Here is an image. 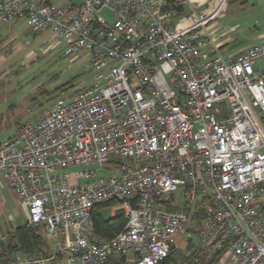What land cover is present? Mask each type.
I'll list each match as a JSON object with an SVG mask.
<instances>
[{
    "label": "built area",
    "instance_id": "1",
    "mask_svg": "<svg viewBox=\"0 0 264 264\" xmlns=\"http://www.w3.org/2000/svg\"><path fill=\"white\" fill-rule=\"evenodd\" d=\"M224 1L186 16L188 0H0V22L50 31L93 72L0 142V183L49 247L6 264H177L185 236L192 264H264V39L225 58L207 34ZM104 205L125 220L111 237Z\"/></svg>",
    "mask_w": 264,
    "mask_h": 264
},
{
    "label": "rangeland",
    "instance_id": "2",
    "mask_svg": "<svg viewBox=\"0 0 264 264\" xmlns=\"http://www.w3.org/2000/svg\"><path fill=\"white\" fill-rule=\"evenodd\" d=\"M53 1L57 3L60 0ZM238 1L226 0L224 14H230L238 6ZM102 13L110 18V13L106 10ZM217 18L220 19L221 16ZM177 20L176 22L179 21ZM53 42L50 31L33 32L25 18L8 23L0 22V142L16 135L23 124L39 120L43 112L58 99L67 98L76 90L92 83L93 72L84 64L86 58L82 55L74 60L64 58L61 55L62 47H52ZM68 83L70 84L64 87ZM117 157V154L111 155V158ZM93 168L99 166L95 165ZM77 169L74 167L71 171ZM115 173L117 172L113 168H99L97 178ZM1 198V234L8 235L17 227L16 222H27V213L10 188L1 190ZM102 216L105 219L113 217L111 205L103 208ZM183 239L185 241L172 253L170 260L177 264H192L184 255L178 256L179 250L189 248L186 236ZM121 263L133 264L126 258Z\"/></svg>",
    "mask_w": 264,
    "mask_h": 264
},
{
    "label": "crops",
    "instance_id": "3",
    "mask_svg": "<svg viewBox=\"0 0 264 264\" xmlns=\"http://www.w3.org/2000/svg\"><path fill=\"white\" fill-rule=\"evenodd\" d=\"M216 2L218 0H188L182 10L186 16H191L192 13L201 14L204 9ZM225 3L226 0L219 15L221 18H217L208 26L207 34L213 39L212 44L219 47L221 54L225 58H230L264 39V0H239L238 6L227 15L223 12ZM257 66L264 70L262 62H258ZM5 187L8 186L3 182L0 183V203H2L1 190ZM27 222L20 224L18 221L15 224L18 227ZM2 232L0 227V233Z\"/></svg>",
    "mask_w": 264,
    "mask_h": 264
},
{
    "label": "trees",
    "instance_id": "4",
    "mask_svg": "<svg viewBox=\"0 0 264 264\" xmlns=\"http://www.w3.org/2000/svg\"><path fill=\"white\" fill-rule=\"evenodd\" d=\"M69 84L70 83L66 84L64 87L68 86ZM104 207L106 206L104 205L94 208L93 219L97 232L104 237H111L117 234L124 227L125 220L119 217H111L109 219H105L102 216V210ZM204 215L205 213L202 209V204L197 203L194 207V222L192 226L188 228L189 232L194 233L196 231V229L204 219ZM2 245L3 264L7 263V261L17 249H21L29 255H36L39 251H44L46 249L48 250L49 248L42 228L34 227L28 222L24 225L16 227L13 231L9 232L6 240L2 242ZM124 259L125 257L112 258L108 264H123L121 263V260Z\"/></svg>",
    "mask_w": 264,
    "mask_h": 264
}]
</instances>
